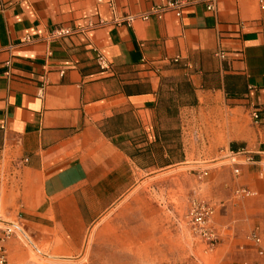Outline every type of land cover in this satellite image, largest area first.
Here are the masks:
<instances>
[{"label":"crops","instance_id":"0c3cea01","mask_svg":"<svg viewBox=\"0 0 264 264\" xmlns=\"http://www.w3.org/2000/svg\"><path fill=\"white\" fill-rule=\"evenodd\" d=\"M171 1L0 0V230L86 256L156 220L142 179L238 151L211 187L264 195V0Z\"/></svg>","mask_w":264,"mask_h":264},{"label":"rangeland","instance_id":"374dc122","mask_svg":"<svg viewBox=\"0 0 264 264\" xmlns=\"http://www.w3.org/2000/svg\"><path fill=\"white\" fill-rule=\"evenodd\" d=\"M227 164H230L228 156L218 157L203 163L201 168L189 163L142 179V196L154 199L158 205L156 220L149 221L146 212L142 213L141 222L117 223L129 228L115 231L116 245L98 247V251L86 256L55 257L0 230V246L6 251L4 264H264V258L249 240L252 230L245 228V218L230 211L231 208L264 211V195L253 191L255 196L242 198L235 193L246 188L230 191L212 188L210 170ZM192 200L214 206L209 225L215 238L210 243L195 236L185 218ZM254 227L253 231L258 225Z\"/></svg>","mask_w":264,"mask_h":264},{"label":"built area","instance_id":"2783aa9c","mask_svg":"<svg viewBox=\"0 0 264 264\" xmlns=\"http://www.w3.org/2000/svg\"><path fill=\"white\" fill-rule=\"evenodd\" d=\"M218 0H204L206 5V9L208 11L213 10L214 3ZM182 0H173L166 6V9H173L176 12V16H180L181 8L183 7ZM155 12V11H152ZM152 15V13H147L141 16L143 21H147L148 18ZM218 56L223 59L224 54L220 53ZM100 66L102 68H107V64L103 59H99ZM253 123L258 122V113L253 111L251 114ZM231 165H240V164H250L253 163V157L250 153L245 151H238L236 153H230L228 156ZM203 175H206V172H203ZM238 197L248 198L256 195L255 192L248 189H240L235 193ZM214 213V206L211 204H207L205 202H201L198 200H192L188 211L186 213V220L190 226V229L194 233L195 236L206 240L207 242H212L215 238V231L212 226L209 225V221ZM12 230L7 229L4 231L6 236H10L12 234ZM249 240L253 242V245L256 247L258 255L264 258V251L261 248V239L256 232H253ZM6 262V251L3 246H0V264H4Z\"/></svg>","mask_w":264,"mask_h":264}]
</instances>
